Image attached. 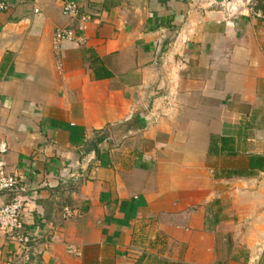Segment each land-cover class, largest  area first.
<instances>
[{
	"label": "crops",
	"instance_id": "1",
	"mask_svg": "<svg viewBox=\"0 0 264 264\" xmlns=\"http://www.w3.org/2000/svg\"><path fill=\"white\" fill-rule=\"evenodd\" d=\"M5 2L0 264H264V0Z\"/></svg>",
	"mask_w": 264,
	"mask_h": 264
},
{
	"label": "built area",
	"instance_id": "2",
	"mask_svg": "<svg viewBox=\"0 0 264 264\" xmlns=\"http://www.w3.org/2000/svg\"><path fill=\"white\" fill-rule=\"evenodd\" d=\"M229 4L235 0H228ZM8 7L5 0H0V11L6 10ZM65 12L72 16H80L83 21H88L90 16L81 12L79 7L69 2L65 5ZM38 11V9H36ZM72 37L70 32L58 30L56 34V44L65 38ZM9 149L7 142L0 143V196L14 189L18 184L16 176L12 175L6 169V164L1 158ZM24 209V201L20 197L0 203V234L9 238L12 242L21 245L26 250L30 248L31 238L23 231L24 222L22 212Z\"/></svg>",
	"mask_w": 264,
	"mask_h": 264
}]
</instances>
